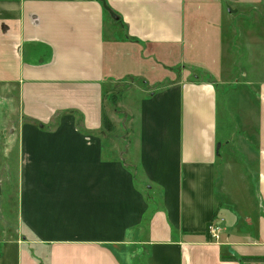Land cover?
<instances>
[{
    "label": "crops",
    "instance_id": "0c3cea01",
    "mask_svg": "<svg viewBox=\"0 0 264 264\" xmlns=\"http://www.w3.org/2000/svg\"><path fill=\"white\" fill-rule=\"evenodd\" d=\"M193 25L186 0H0V125L33 143L18 152L30 241L0 233V264H264V84L252 125L213 81L137 92L136 141L104 150L108 82L190 60Z\"/></svg>",
    "mask_w": 264,
    "mask_h": 264
},
{
    "label": "rangeland",
    "instance_id": "374dc122",
    "mask_svg": "<svg viewBox=\"0 0 264 264\" xmlns=\"http://www.w3.org/2000/svg\"><path fill=\"white\" fill-rule=\"evenodd\" d=\"M186 9L194 24L191 29L194 35L191 39L198 45L193 53H189L190 60L187 59L184 63L177 50L174 53L166 52L165 66H172L171 71L167 72L165 69L163 73L160 69H155L156 67L143 65L134 69L146 78L128 76L108 82L105 113L113 121L114 129L112 132L104 131L105 151L122 152L127 148L129 138L136 141L137 135H127L126 127L133 125L129 123L130 116L137 118V92L156 90L161 85L183 77H198L215 82L219 96L226 101L225 104L229 107V103H232L236 107L231 116H234L238 124L241 121L239 114L242 117L244 114L250 124H254L260 99L259 88L264 84V0H186ZM122 30L121 26L115 24L114 31L117 35L121 34ZM214 43H222L225 55L222 62H214L217 67L212 76L200 64L202 58L208 59L203 55L212 51ZM165 74L173 78H165L157 83ZM149 82L156 84L150 85ZM125 103L128 105H123ZM9 128L0 125V233L4 239L20 237L21 240L29 242V227L25 225L23 229L19 224L21 202L18 197V152L26 150V146H32L33 143L27 144L32 138H13V132ZM135 132L137 133L131 128V133ZM108 146L112 147L108 149ZM59 208L64 209V206ZM33 213L34 206L25 208L28 221L33 218ZM44 263L45 261L41 262Z\"/></svg>",
    "mask_w": 264,
    "mask_h": 264
},
{
    "label": "built area",
    "instance_id": "2783aa9c",
    "mask_svg": "<svg viewBox=\"0 0 264 264\" xmlns=\"http://www.w3.org/2000/svg\"><path fill=\"white\" fill-rule=\"evenodd\" d=\"M223 227L221 225V219H213L207 227V231L214 239H218Z\"/></svg>",
    "mask_w": 264,
    "mask_h": 264
},
{
    "label": "trees",
    "instance_id": "16d2710c",
    "mask_svg": "<svg viewBox=\"0 0 264 264\" xmlns=\"http://www.w3.org/2000/svg\"><path fill=\"white\" fill-rule=\"evenodd\" d=\"M103 121H104L105 129L112 130L113 123L107 116H104Z\"/></svg>",
    "mask_w": 264,
    "mask_h": 264
}]
</instances>
